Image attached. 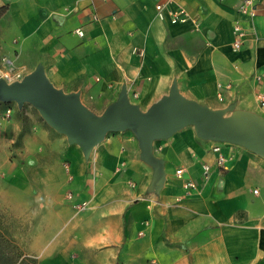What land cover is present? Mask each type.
<instances>
[{"label":"crops","instance_id":"0c3cea01","mask_svg":"<svg viewBox=\"0 0 264 264\" xmlns=\"http://www.w3.org/2000/svg\"><path fill=\"white\" fill-rule=\"evenodd\" d=\"M157 1L0 0V63L8 60L25 75L41 62L56 87L79 90L96 113L124 81L145 110L176 78L188 98L220 108L237 96L239 107L264 116L256 100L264 89V14L250 17L238 0H183L198 21L170 24L156 17ZM13 108L0 106L4 145L20 129ZM23 110L36 112L27 104ZM33 122L22 150L39 163L20 187L34 215L24 255L38 264H264L260 156L199 140L185 128L154 143L166 160L156 200L143 197L151 170L130 132L107 135L86 163L76 145ZM189 180L195 187L186 186ZM35 189L41 197L31 196Z\"/></svg>","mask_w":264,"mask_h":264},{"label":"water","instance_id":"95a60500","mask_svg":"<svg viewBox=\"0 0 264 264\" xmlns=\"http://www.w3.org/2000/svg\"><path fill=\"white\" fill-rule=\"evenodd\" d=\"M0 103H14L18 110L30 105L68 145L80 149L86 163L108 134L130 132L137 141L139 159L151 170L144 198L158 200L166 181V160L154 153V143L167 141L188 127L199 140L241 147L264 159L263 115L239 107L237 96L220 108L188 98L180 92L176 78L145 110L131 101L124 81L114 99L96 113L81 101L79 90L65 92L56 87L38 62L18 80L0 76Z\"/></svg>","mask_w":264,"mask_h":264},{"label":"rangeland","instance_id":"374dc122","mask_svg":"<svg viewBox=\"0 0 264 264\" xmlns=\"http://www.w3.org/2000/svg\"><path fill=\"white\" fill-rule=\"evenodd\" d=\"M23 75L24 71L16 68L8 60L3 59L1 61L0 76L8 81H13L20 79ZM8 104L10 106L4 107L15 108L16 106L14 103ZM14 108V115H17L20 123L18 135L11 145H4L0 141V235L14 249L25 254L31 235L34 233L32 225L28 221L34 215L30 213V207L28 206V192L26 188L20 187V185H25L27 182L26 170L31 171L39 162L36 161V164H33L32 159L27 158L28 155L22 150L24 149L22 141L24 135L31 129L36 131L33 121L36 123L42 120L36 112V116H32V113L23 110V107L19 113H16ZM21 172L24 173V177L19 176ZM17 175L18 178L15 179L14 176ZM35 180L36 177H34ZM41 195L42 193L37 189H35L34 193H31L33 198H39Z\"/></svg>","mask_w":264,"mask_h":264},{"label":"built area","instance_id":"2783aa9c","mask_svg":"<svg viewBox=\"0 0 264 264\" xmlns=\"http://www.w3.org/2000/svg\"><path fill=\"white\" fill-rule=\"evenodd\" d=\"M240 1V10L244 13H247L250 15V17H253L257 15L258 13L264 14V0H238ZM154 12L156 17L160 21H164L170 24H177V23H184L188 21L197 22L198 17L197 16H190L186 6L184 4L183 0H158L154 4ZM79 36H83V33L81 30L77 29L75 31ZM234 48H238L240 46L239 41L236 39L241 33V30L238 26L234 28ZM255 80L260 82L261 76H256ZM256 100L259 103L260 106L264 107V89L259 90L256 93ZM114 134V133H110ZM109 135V134H108ZM223 160L222 156L218 157V164H221ZM208 166H204L203 170L206 172L208 170ZM175 174L177 177L181 178L183 175V172L181 169H178L175 171ZM186 186L193 188L195 187V183L193 181H187ZM67 199H71L72 195L67 194Z\"/></svg>","mask_w":264,"mask_h":264},{"label":"trees","instance_id":"16d2710c","mask_svg":"<svg viewBox=\"0 0 264 264\" xmlns=\"http://www.w3.org/2000/svg\"><path fill=\"white\" fill-rule=\"evenodd\" d=\"M3 9H0V15ZM10 106L9 104L0 103V106ZM0 264H38L34 258L26 256L14 249L1 235H0Z\"/></svg>","mask_w":264,"mask_h":264}]
</instances>
